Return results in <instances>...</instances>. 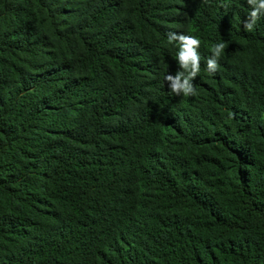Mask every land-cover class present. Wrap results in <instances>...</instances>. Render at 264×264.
I'll use <instances>...</instances> for the list:
<instances>
[{
  "label": "trees",
  "instance_id": "16d2710c",
  "mask_svg": "<svg viewBox=\"0 0 264 264\" xmlns=\"http://www.w3.org/2000/svg\"><path fill=\"white\" fill-rule=\"evenodd\" d=\"M249 11L0 0V264H264V17L246 31ZM170 31L201 41L195 96L164 79Z\"/></svg>",
  "mask_w": 264,
  "mask_h": 264
},
{
  "label": "clouds",
  "instance_id": "9594fccd",
  "mask_svg": "<svg viewBox=\"0 0 264 264\" xmlns=\"http://www.w3.org/2000/svg\"><path fill=\"white\" fill-rule=\"evenodd\" d=\"M250 7L247 19L243 22V28L246 31H253L257 22L264 17V0H246ZM169 44H176L178 52L176 59L179 70L173 74H167L164 79L172 94L184 97L197 95V89L193 83L200 73L201 56L199 48L200 39L194 35H186L178 32H169L167 34ZM226 44L224 42L215 43L212 48L211 57L207 60V71L209 74H215L219 68V59L224 54Z\"/></svg>",
  "mask_w": 264,
  "mask_h": 264
}]
</instances>
